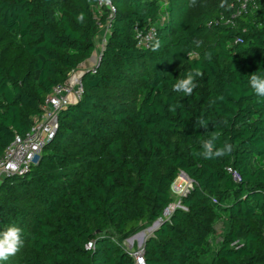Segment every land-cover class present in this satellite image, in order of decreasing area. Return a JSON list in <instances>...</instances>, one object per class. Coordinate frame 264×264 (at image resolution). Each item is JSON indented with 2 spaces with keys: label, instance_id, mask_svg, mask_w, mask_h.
<instances>
[{
  "label": "trees",
  "instance_id": "16d2710c",
  "mask_svg": "<svg viewBox=\"0 0 264 264\" xmlns=\"http://www.w3.org/2000/svg\"><path fill=\"white\" fill-rule=\"evenodd\" d=\"M110 1L113 12L98 0H0V155L108 25L38 159L0 180V230L15 224L24 241L3 264H137L122 242L159 218L144 264H264V98L248 84L264 72V0ZM135 27L154 29L147 46ZM194 68L192 95L174 92ZM214 132L231 154L194 155ZM180 172L191 187L163 217Z\"/></svg>",
  "mask_w": 264,
  "mask_h": 264
},
{
  "label": "built area",
  "instance_id": "2783aa9c",
  "mask_svg": "<svg viewBox=\"0 0 264 264\" xmlns=\"http://www.w3.org/2000/svg\"><path fill=\"white\" fill-rule=\"evenodd\" d=\"M98 4L106 7L110 12H113L110 0H98ZM135 31L137 43L140 46H147L154 34V29L152 27L144 32L135 27ZM72 72H70L71 75H68L65 83L55 86L52 93L46 97L42 105L43 111L40 115L33 117V123L30 129L23 135H15L11 143L0 155V180L7 173L23 172L28 168L30 163L34 162V157L39 154L43 143L51 138L56 129L58 111L79 98L82 91L80 82L81 73L75 75ZM183 176L185 175L180 172L176 178H181ZM190 187L191 181L187 177L186 181L184 180L181 185H176L174 180L171 185V192L180 197L186 194ZM178 205H180V203H178ZM166 210L167 208L164 210L163 214H165ZM90 246L91 242H88L87 247ZM131 255L135 258L137 264H144L142 260V251L140 253H131Z\"/></svg>",
  "mask_w": 264,
  "mask_h": 264
},
{
  "label": "clouds",
  "instance_id": "9594fccd",
  "mask_svg": "<svg viewBox=\"0 0 264 264\" xmlns=\"http://www.w3.org/2000/svg\"><path fill=\"white\" fill-rule=\"evenodd\" d=\"M197 0H190L191 6H196ZM200 6H206L205 0H200ZM223 7V3L221 4ZM77 20L83 22L84 14L78 15ZM159 48V41H156L153 50ZM207 59H211V54H206ZM203 73L199 68L188 70L182 78L176 79V82L172 86V90L177 93H183L184 96L192 95L194 89L198 86L197 78L202 77ZM248 84L252 92L260 98H264V72L258 74L257 71L249 76ZM172 110H175V106ZM209 121L205 119L203 115L197 118L196 125L199 128H208ZM219 138V133L214 132L212 136L205 140L202 144L203 151L194 153L204 159H214L230 155L232 152V145L228 141H225L223 145L216 148L215 141ZM22 229L21 227L12 224L4 227L0 230V264L9 260L10 257L15 256L23 246Z\"/></svg>",
  "mask_w": 264,
  "mask_h": 264
},
{
  "label": "rangeland",
  "instance_id": "374dc122",
  "mask_svg": "<svg viewBox=\"0 0 264 264\" xmlns=\"http://www.w3.org/2000/svg\"><path fill=\"white\" fill-rule=\"evenodd\" d=\"M107 34H108L107 24L100 26V28L98 29V31L94 37L95 49L92 52L91 56L87 59V62H86L88 69L92 68L94 66V64L96 63V60H97V58L101 52V49H102L104 41L107 37ZM82 68H83V66H79L72 73L75 75L82 73V71L84 70ZM184 180L186 181L185 176H183L181 178H176L175 184L181 185V184H183ZM172 197H173V202L168 207L169 210H168L167 214H163V217H167L170 214V212L175 208V206L178 205V203H179V197L178 196H176L175 194H172ZM153 229H154V226H152V224H149V225L142 227L137 232H135L134 234H132L131 236L126 238L122 242V246L130 254L134 253V252L140 253L142 251L143 242H140L138 237H140V236L143 237L142 241H144L145 238L153 232ZM222 230H223V223L221 220H219L215 224V233L212 235L211 240H210L212 245H216L219 243V241L221 240Z\"/></svg>",
  "mask_w": 264,
  "mask_h": 264
},
{
  "label": "water",
  "instance_id": "95a60500",
  "mask_svg": "<svg viewBox=\"0 0 264 264\" xmlns=\"http://www.w3.org/2000/svg\"><path fill=\"white\" fill-rule=\"evenodd\" d=\"M38 157H39V155H36V156L34 157V161H36V160L38 159ZM176 207L181 208V205H178V206H176ZM160 223H162V219H161V218H159V219H157V220H155V221L152 222V226H154L153 231L156 229V227H157ZM143 242H144V241H143Z\"/></svg>",
  "mask_w": 264,
  "mask_h": 264
},
{
  "label": "crops",
  "instance_id": "0c3cea01",
  "mask_svg": "<svg viewBox=\"0 0 264 264\" xmlns=\"http://www.w3.org/2000/svg\"><path fill=\"white\" fill-rule=\"evenodd\" d=\"M87 59H88V58H87ZM87 59H85L83 62H81V63L78 65V67H79V66H83L82 69H84V70L87 69V68H88L87 65H86ZM78 67H77V68H78Z\"/></svg>",
  "mask_w": 264,
  "mask_h": 264
},
{
  "label": "bare ground",
  "instance_id": "6f19581e",
  "mask_svg": "<svg viewBox=\"0 0 264 264\" xmlns=\"http://www.w3.org/2000/svg\"><path fill=\"white\" fill-rule=\"evenodd\" d=\"M168 210H169V209L167 208V210L165 211V214H167ZM138 238H139V241H140V242H143V241H142V240H143V239H142L143 237L140 236V237H138Z\"/></svg>",
  "mask_w": 264,
  "mask_h": 264
}]
</instances>
